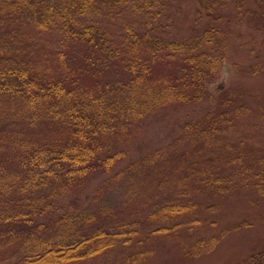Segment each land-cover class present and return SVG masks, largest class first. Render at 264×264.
<instances>
[{
  "label": "trees",
  "instance_id": "trees-1",
  "mask_svg": "<svg viewBox=\"0 0 264 264\" xmlns=\"http://www.w3.org/2000/svg\"><path fill=\"white\" fill-rule=\"evenodd\" d=\"M99 1L0 0V14L18 16L41 30L59 25L67 42L87 44V49L102 51L113 59L117 51L112 50L100 28L80 24ZM213 34L208 28L189 41L145 34L144 53L138 49V35L131 34L134 53L126 66L127 84L109 93V98L76 90L65 78L47 75L31 62L28 53L22 56L20 39L3 37L8 46L1 49H10L5 55L0 50V264H78L129 244L139 232L138 220L93 226L94 212L76 206L69 210L65 205H59L63 209L59 212L56 199L74 184H81L94 169L112 171L126 154L115 147L107 149L116 141L115 136L122 138L127 123L139 122L170 103L209 99L214 104L199 122L183 126L184 140L197 137L209 145L222 142L230 149L221 163L214 165L215 171L208 165L207 173L198 179L209 192L223 193L242 183L241 188L251 185L255 193L264 196V151L240 141L241 137L240 148L231 150L230 141L218 138L213 129L218 118L229 121L231 116L239 118L250 111L240 93L220 96L207 90L226 58L218 40L219 45H211ZM205 44L208 46L201 48ZM2 56L6 57L1 60ZM159 58L178 60L179 70L161 79L152 78V63ZM258 64L246 71L259 72ZM47 134L50 141L45 138ZM149 160L151 157L131 162L119 172L143 173V168L151 166ZM160 184L166 186L164 177ZM160 199L144 210L155 232L172 228L163 221L190 216L193 222L194 213L201 207L193 197L170 194ZM221 236L219 233L193 241L186 252L197 256L211 251ZM150 253L137 251L129 260L141 263ZM238 264H264V247Z\"/></svg>",
  "mask_w": 264,
  "mask_h": 264
},
{
  "label": "rangeland",
  "instance_id": "rangeland-1",
  "mask_svg": "<svg viewBox=\"0 0 264 264\" xmlns=\"http://www.w3.org/2000/svg\"><path fill=\"white\" fill-rule=\"evenodd\" d=\"M80 22L99 27L112 50L117 51L116 57L108 59L102 51L87 49V44L67 42L59 25L41 30L18 16L1 14L0 50L5 55L10 49H1L8 44L3 37L20 39L22 56L28 53L31 62L46 70L47 75L65 78L76 90L109 98V93L127 84L126 66L134 53L131 34L138 35L137 46L144 53L145 34L189 41L212 28L211 45L215 47L218 40L226 58L207 90L220 96L240 93L250 108L239 118H218L213 129L218 138L230 141L231 150L240 148L241 137L240 141L264 151V0H100ZM254 63H259L260 71L247 72L246 68ZM180 65L178 60L156 59L151 77L161 79L178 71ZM213 105L209 99L170 103L139 122L127 123L123 137L115 136L116 141L107 146L109 150L115 147L126 152L112 171L94 169L81 184L60 194L56 199L59 212L63 210L59 205L69 210L74 206L90 210L96 214L93 226L122 219L140 223L138 234L129 244L78 264H238L264 247V196L255 193L251 185L241 188L242 183L223 193L209 192L198 180L207 173L208 165H219L230 150L222 142L209 145L202 138H183L185 123L199 122ZM45 138L51 140L49 134ZM146 157H151V166L143 168V173L119 172ZM163 177L166 186L160 184ZM55 187H59L57 183ZM170 194L193 197L200 203L192 217L197 221L190 222V216L163 221L172 228L155 232L145 207ZM219 233L222 236L211 251L197 256L186 252L193 241ZM141 250L152 253L141 263H132L130 255Z\"/></svg>",
  "mask_w": 264,
  "mask_h": 264
}]
</instances>
